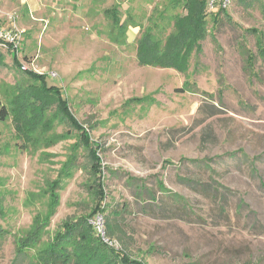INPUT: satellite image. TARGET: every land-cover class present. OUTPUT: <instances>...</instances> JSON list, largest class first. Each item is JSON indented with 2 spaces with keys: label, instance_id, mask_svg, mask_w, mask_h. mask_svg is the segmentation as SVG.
I'll return each mask as SVG.
<instances>
[{
  "label": "rangeland",
  "instance_id": "1",
  "mask_svg": "<svg viewBox=\"0 0 264 264\" xmlns=\"http://www.w3.org/2000/svg\"><path fill=\"white\" fill-rule=\"evenodd\" d=\"M52 1V7L32 10L19 63L47 73L49 83L61 87L99 147L107 205H127L122 221L126 240L118 245L144 264H264V60L257 55L255 35L245 31L264 33V0H232L227 8L231 18L224 15L215 28L210 23L218 44L209 35L198 66L194 57L186 73L141 65L140 26H129L126 42H116L111 19L103 12L120 2L123 18L131 12L144 27L154 9L169 0ZM241 42L255 53L254 70L247 67ZM4 55L0 109L11 106L13 94L33 82L9 52ZM187 80L196 84L195 91L176 90ZM142 96L153 103L128 102ZM53 131L68 136L49 147L43 140L26 144L17 136L11 112L0 118V264H32L18 258L15 240L30 229L36 214L49 213L48 189L78 142V131L67 122L57 120ZM86 152L80 148L74 174L54 187L57 205L39 247L67 219L95 205ZM211 158L207 163L215 172L182 161ZM131 177L164 198L157 184L162 179L166 188L188 198L191 213L167 216L166 200L164 212L158 205L145 210L128 182ZM181 177L215 181L224 194L205 196Z\"/></svg>",
  "mask_w": 264,
  "mask_h": 264
},
{
  "label": "trees",
  "instance_id": "2",
  "mask_svg": "<svg viewBox=\"0 0 264 264\" xmlns=\"http://www.w3.org/2000/svg\"><path fill=\"white\" fill-rule=\"evenodd\" d=\"M168 4L166 3L162 9H154V12L148 17V25L144 27L141 22L135 20L131 12H127L126 18H123L120 2L106 7L103 12L111 19L112 31H115L113 38L116 42H126L129 26H140L141 36L137 41V59L141 65L173 68L186 73L189 71L191 60L194 57L196 66H198L200 55L204 51L203 41L209 35L212 41L218 44L214 29L210 27L211 21L215 28L224 15L227 18L231 17L226 8L210 10L207 0H169ZM178 9H182V12ZM245 31L255 35L257 55L264 60V33L258 28ZM240 50L245 57L247 67L253 69L255 53L246 42L240 43ZM8 52L17 68L29 76L33 82L28 85L25 91L13 94L9 99L11 106L2 105L0 118H7L11 112L17 136L23 138L26 144L39 145L43 140L44 145L49 147L68 136L66 132L53 131L57 120L67 122L78 131V142L72 145L71 154L64 162L60 176L55 181L56 184L53 182L50 185L52 187L48 189L52 200L49 213L46 215L36 214L30 229L15 240L18 258L29 259L32 264H144L133 258L126 247L121 248L113 243L115 240L123 243L124 239L126 240L127 232L123 228L122 221L127 205L111 209V205H107V192L105 181H103L101 158L98 153L99 147L91 142L85 130L87 128L71 111L69 99L59 85L49 83L47 73L24 68L23 64L19 63L18 52ZM4 53L7 52L0 50V65L6 66ZM193 83L187 80L182 87H178L176 90L179 92L195 91L197 87ZM152 100L150 96H142L134 97L128 102L151 104ZM214 113L216 112L213 111L211 114ZM81 147L87 151V166L94 176V183L90 184V187L94 190L95 205L87 214L67 219L56 230L54 237L46 245L39 247L45 229L55 213L56 200L58 199L54 187L59 184L60 180L70 178L74 174L78 167ZM213 159H182V161L189 160L197 165H204L215 172V169L207 163ZM180 179L189 184L193 183L194 190L205 196L218 198L219 194L224 191L221 189V184L215 181L208 182L194 177H181ZM128 182L135 188L139 198L144 200L145 210H151L156 207L155 205H158L159 209L164 212L162 208H165L166 200L167 208L164 210L167 211L169 217L184 214L187 216L192 211L188 198L166 188L162 179H157V184L160 191L165 192L164 198L156 196V193L143 181L139 183L136 178L131 177ZM97 213L103 216L105 236L109 241H112L111 243L102 237L95 224L91 222V219L96 218ZM89 217L92 218L89 219ZM3 233V228L0 226V234Z\"/></svg>",
  "mask_w": 264,
  "mask_h": 264
},
{
  "label": "built area",
  "instance_id": "3",
  "mask_svg": "<svg viewBox=\"0 0 264 264\" xmlns=\"http://www.w3.org/2000/svg\"><path fill=\"white\" fill-rule=\"evenodd\" d=\"M231 1L232 0H207V5L210 10H217L220 7L227 9L228 6H230ZM14 15L15 14L11 16L12 23L10 27H4L0 24V50L4 52H19V50L21 49L22 42L24 40L25 29L17 24ZM23 67L27 68L24 65ZM92 222L93 224H95L102 237L105 240H108V238L105 236L103 216L101 214H98L96 218L92 220ZM109 242L111 243L112 241ZM113 243L115 245H118V242L116 240L113 241Z\"/></svg>",
  "mask_w": 264,
  "mask_h": 264
},
{
  "label": "crops",
  "instance_id": "4",
  "mask_svg": "<svg viewBox=\"0 0 264 264\" xmlns=\"http://www.w3.org/2000/svg\"><path fill=\"white\" fill-rule=\"evenodd\" d=\"M0 0V24L4 27H10L12 23L11 16L13 14L17 24L25 29V35L27 29L32 28L30 23L32 10H37L41 8L42 4H48L49 6L55 5V2L52 0ZM25 38V36H24ZM25 41V40H24Z\"/></svg>",
  "mask_w": 264,
  "mask_h": 264
}]
</instances>
